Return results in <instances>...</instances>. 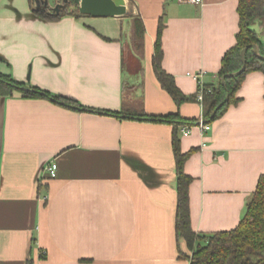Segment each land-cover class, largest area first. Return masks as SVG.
<instances>
[{"label": "crops", "instance_id": "crops-1", "mask_svg": "<svg viewBox=\"0 0 264 264\" xmlns=\"http://www.w3.org/2000/svg\"><path fill=\"white\" fill-rule=\"evenodd\" d=\"M125 1L127 15L52 21L28 0H0V72L104 112L0 95V264H188L175 229L173 124L106 112L194 121L178 137L195 232L235 228L264 173L261 71L245 75L238 101L201 132L200 103L177 105L152 66L161 21V65L182 93L197 91L187 72L205 71L203 82L216 85L236 43L239 0ZM133 15L144 26L140 47Z\"/></svg>", "mask_w": 264, "mask_h": 264}, {"label": "trees", "instance_id": "trees-1", "mask_svg": "<svg viewBox=\"0 0 264 264\" xmlns=\"http://www.w3.org/2000/svg\"><path fill=\"white\" fill-rule=\"evenodd\" d=\"M32 2L33 0H28L32 11L46 20H58L65 15L84 16L78 11V6L73 0L63 2V7L58 13L54 12L52 8H34ZM237 10L239 31L236 34V43L222 57L217 84H205L202 115L208 123L223 114L229 105L238 101L236 92L248 72L259 70L264 74V59L258 58L252 48V45L256 44L259 54L264 55V42L261 40V37L264 36V0H239ZM131 19L135 40H137L136 44L140 47L144 34L143 22L139 15H133ZM255 25H257L256 28ZM162 28L163 23L160 21L152 55L154 73L161 87L170 94L177 105L188 100L196 101V93L189 97L184 95L176 86L173 77L162 68ZM246 46L247 49L244 53L246 67L237 76L226 79L225 89L221 84V78L224 74L236 72L241 68L240 51ZM22 86L25 85L13 79L9 74L0 72V95H11L13 92L18 91L25 97H43L54 102H64L77 107L76 109L82 108L73 100L53 95L36 87L30 88L42 91L45 95H39L37 92H24L20 90ZM226 93H228V99L224 101ZM221 102H223L222 106L211 116L212 111ZM106 113L114 116L120 115L114 112ZM121 114L150 117L141 111H129L125 108L122 109ZM152 118L161 119L160 122H169L174 126L172 150L176 161L177 176L175 229L178 240H183L186 248L191 253L187 256H181L188 261V264H264V173L259 176L256 187L245 205V211L240 222L235 228L208 234L195 232L190 222L188 193L192 177L183 170V164L189 152L181 153L178 137L180 126L194 123V121L178 120L176 115ZM28 264H31V262Z\"/></svg>", "mask_w": 264, "mask_h": 264}, {"label": "water", "instance_id": "water-1", "mask_svg": "<svg viewBox=\"0 0 264 264\" xmlns=\"http://www.w3.org/2000/svg\"><path fill=\"white\" fill-rule=\"evenodd\" d=\"M68 0H62V2H56L55 0H48L49 5L52 7V10L56 13H58L62 7H63V2H66ZM76 5L78 6V11L81 14L84 15H90L93 17H109V16H123V15H127L129 12L128 7L126 6V1L125 0H121L118 2H116L115 0H73ZM253 48V52L254 54L260 58V59H264V55L259 54L258 49L256 44L252 45ZM247 49V46L242 48L240 51V57H241V68L236 71V72H232V73H227L224 74L221 78V84L222 86L226 89V79L229 77H235L238 74H240L246 67V63H245V59H244V53ZM20 90L24 91V92H37L39 95H45L44 92L42 91H37L35 89H32L30 87L27 86H22L20 87ZM228 99V93H226L224 101H226ZM223 101V102H224ZM223 102L219 103L216 108L212 111L211 116L216 112V110H218ZM60 104L63 105H68L64 102H58ZM70 106V105H68ZM73 108H77L75 106H70ZM81 110H87V111H92V112H98V113H104L101 111H97V110H93V109H84V108H78ZM107 114V113H105ZM120 117H126V118H134V119H138V120H148V121H161V119H155L152 117H137V116H128V115H119ZM206 122V121H205Z\"/></svg>", "mask_w": 264, "mask_h": 264}, {"label": "built area", "instance_id": "built-area-1", "mask_svg": "<svg viewBox=\"0 0 264 264\" xmlns=\"http://www.w3.org/2000/svg\"><path fill=\"white\" fill-rule=\"evenodd\" d=\"M189 2L193 3H201V0H187ZM205 74V71H196V72H187L186 75L190 76L197 82V91H196V101L200 103L202 106L203 102V95L205 91V83L202 80L203 75ZM198 127L201 130V132H207L210 129V124L205 122V119L203 115L201 114L199 121H198ZM192 126L190 125H184L180 128V131L182 134H188L191 132ZM56 169L57 165L56 163H51L46 167V171L48 172V175L50 177H54L56 175Z\"/></svg>", "mask_w": 264, "mask_h": 264}, {"label": "rangeland", "instance_id": "rangeland-1", "mask_svg": "<svg viewBox=\"0 0 264 264\" xmlns=\"http://www.w3.org/2000/svg\"><path fill=\"white\" fill-rule=\"evenodd\" d=\"M55 1L56 2H60V3L62 2V0H55ZM32 6L34 8H39V9H48V8L51 9L52 8L49 5L48 0H33ZM126 6L128 7L127 2H126ZM68 8L70 9L71 7H68ZM128 14H130V12H128ZM256 26L257 25H255L254 27L256 28ZM135 42L137 43V40H135ZM125 86L126 87H125L124 94L126 95V97L128 96V98H129V96L131 95L130 93H131V90H132V85H131V83L130 84L126 83ZM190 254H191L190 251L186 248V245H185V250H184V252L181 253V255L187 256V255H190Z\"/></svg>", "mask_w": 264, "mask_h": 264}, {"label": "bare ground", "instance_id": "bare-ground-1", "mask_svg": "<svg viewBox=\"0 0 264 264\" xmlns=\"http://www.w3.org/2000/svg\"><path fill=\"white\" fill-rule=\"evenodd\" d=\"M115 1L119 3V1H121V0H119V1L118 0H115Z\"/></svg>", "mask_w": 264, "mask_h": 264}]
</instances>
